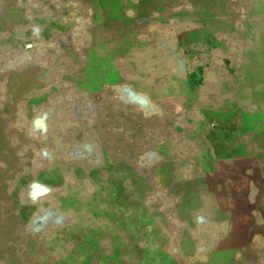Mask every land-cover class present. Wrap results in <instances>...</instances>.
Wrapping results in <instances>:
<instances>
[{
    "label": "crops",
    "instance_id": "0c3cea01",
    "mask_svg": "<svg viewBox=\"0 0 264 264\" xmlns=\"http://www.w3.org/2000/svg\"><path fill=\"white\" fill-rule=\"evenodd\" d=\"M260 1L0 0V264L22 175L27 202L129 192L152 169L264 191Z\"/></svg>",
    "mask_w": 264,
    "mask_h": 264
},
{
    "label": "rangeland",
    "instance_id": "374dc122",
    "mask_svg": "<svg viewBox=\"0 0 264 264\" xmlns=\"http://www.w3.org/2000/svg\"><path fill=\"white\" fill-rule=\"evenodd\" d=\"M181 3L203 7L205 0ZM257 49L264 57V36ZM149 172L134 174L129 192L93 191L88 202H62L59 193L51 201L39 187L27 202L22 175L21 238L5 249L4 264H264V191L225 193L189 171Z\"/></svg>",
    "mask_w": 264,
    "mask_h": 264
}]
</instances>
